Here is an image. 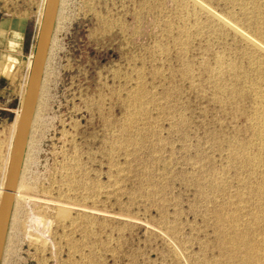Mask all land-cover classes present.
Listing matches in <instances>:
<instances>
[{
    "label": "rangeland",
    "instance_id": "rangeland-1",
    "mask_svg": "<svg viewBox=\"0 0 264 264\" xmlns=\"http://www.w3.org/2000/svg\"><path fill=\"white\" fill-rule=\"evenodd\" d=\"M44 3L0 0V186ZM59 5L1 264H264V0Z\"/></svg>",
    "mask_w": 264,
    "mask_h": 264
},
{
    "label": "water",
    "instance_id": "water-1",
    "mask_svg": "<svg viewBox=\"0 0 264 264\" xmlns=\"http://www.w3.org/2000/svg\"><path fill=\"white\" fill-rule=\"evenodd\" d=\"M58 6L59 0H45L27 85L9 153L4 189L0 197V264L14 204V192L21 171L30 126L35 113Z\"/></svg>",
    "mask_w": 264,
    "mask_h": 264
},
{
    "label": "bare ground",
    "instance_id": "bare-ground-1",
    "mask_svg": "<svg viewBox=\"0 0 264 264\" xmlns=\"http://www.w3.org/2000/svg\"><path fill=\"white\" fill-rule=\"evenodd\" d=\"M59 4H61V0H59ZM60 6V5H59ZM59 6H58V10H59ZM57 14H58V11H57ZM57 17V16H56ZM53 38L51 37V40H52ZM51 40H50V43H51ZM49 46H50V44H49ZM48 51H49V49H48ZM46 60H47V58H46ZM45 64H46V62H45ZM45 68V67H44ZM41 88V87H40ZM41 90V89H40ZM40 90H39V94H40ZM38 98H39V96H38ZM37 102H38V100H37ZM37 105V104H36ZM35 114V113H34ZM18 117H19V115H18ZM18 117H17V119H16V124H17V120H18ZM33 118H34V116H33ZM32 121H34V119H32ZM15 124V123H14ZM32 124V123H31ZM31 127V126H30ZM15 128H16V126H15ZM15 133V132H14ZM14 135H13V133H12V135H11V140H13L12 139V137H13ZM28 142V141H27ZM12 144H10V146H11ZM10 146H9V149H10ZM7 163H8V159H7V161H6ZM21 172V171H20ZM5 176V175H4ZM19 177H20V175H19ZM4 182V181H3ZM20 187L22 188V186H21V178H18V181H17V185H16V188H15V192H14V199H15V201L18 199V198H20V197H23V196H21L20 195ZM3 189H4V185L3 186H0V197H1V195H2V193H3ZM25 198V197H24ZM63 211V210H62ZM64 212H66V211H64ZM61 213H63V212H61Z\"/></svg>",
    "mask_w": 264,
    "mask_h": 264
}]
</instances>
